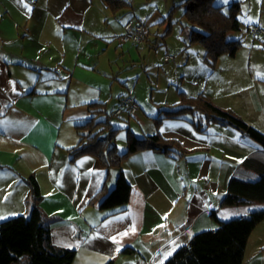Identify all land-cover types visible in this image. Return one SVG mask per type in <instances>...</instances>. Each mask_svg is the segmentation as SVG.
I'll use <instances>...</instances> for the list:
<instances>
[{"label": "crops", "instance_id": "crops-1", "mask_svg": "<svg viewBox=\"0 0 264 264\" xmlns=\"http://www.w3.org/2000/svg\"><path fill=\"white\" fill-rule=\"evenodd\" d=\"M170 1L171 8L182 0ZM250 1L259 4L254 24L264 28V0ZM129 17L143 20L133 7L113 12L105 0H0V221L28 214L26 178L34 174L51 241L75 249L72 264H163L195 233L217 227L212 211L227 220L264 209V202L221 205L232 177H258L245 160L264 163V148L235 127L210 123L199 131L188 119L169 117L157 126L154 118L167 100L148 107L136 100L134 114L119 115L127 118L124 125L111 124L120 98L130 92H116L110 79L122 81V67L163 20L153 12L144 20L145 41L134 44L118 38ZM92 102L102 103L109 125L125 132L124 150L130 130L137 137L159 132L186 151L142 149L108 170L91 154L72 160L75 125L104 118L89 111ZM120 169L131 183L125 208L90 201L105 182L114 187ZM242 264H264V219L248 238Z\"/></svg>", "mask_w": 264, "mask_h": 264}, {"label": "trees", "instance_id": "trees-1", "mask_svg": "<svg viewBox=\"0 0 264 264\" xmlns=\"http://www.w3.org/2000/svg\"><path fill=\"white\" fill-rule=\"evenodd\" d=\"M107 6L117 12L132 9L130 0H105ZM184 6L180 18H185L184 28H189L188 41H199L205 48L203 59L214 64L222 54L234 56L243 45V36L230 37L232 32H245L239 19L240 0H233L225 10L216 0H182L171 6L164 19H171L172 12ZM176 107L161 110L154 118L158 126L164 117L188 119L199 131L208 124L231 125L264 148V133L250 125L230 109L213 103L204 93L188 96L179 92ZM91 112L104 113V118L88 120L75 125L79 135L76 145L69 148L71 159L94 155L101 167H121V162L142 149L177 151L185 148L175 139L164 138L159 132L144 137L135 136L130 130L126 134V148L119 151L116 143L118 129L109 125L110 113L100 102L88 104ZM163 113V114H161ZM106 129V132L103 130ZM253 167L258 177L243 180L232 177L221 205H241L264 202V163L254 159L245 160ZM26 181L30 187V210L28 214L12 216L0 221V264H72L75 249L59 247L51 241L50 225L39 205L41 197L34 174ZM131 191V183L120 169L114 187L108 189L106 182L90 198L103 209L125 208ZM211 216L217 222L215 229L195 233L187 244L181 245L163 264H242L248 238L255 226L264 219V209H257L239 217L219 220L215 211ZM127 249V248H126ZM106 264H111L108 261Z\"/></svg>", "mask_w": 264, "mask_h": 264}, {"label": "rangeland", "instance_id": "rangeland-1", "mask_svg": "<svg viewBox=\"0 0 264 264\" xmlns=\"http://www.w3.org/2000/svg\"><path fill=\"white\" fill-rule=\"evenodd\" d=\"M232 1L216 0V3L224 4L226 10ZM167 2L171 1L135 0L133 3V13L143 20L158 11L163 20L152 25L147 45L133 57L134 61L122 67L119 76L122 81L110 79L116 92H130L147 107L156 100H167V108L178 105L180 91L188 96L204 93L213 103L232 110L264 133V35L253 36L249 30L232 32L230 37L243 36V45L234 56L222 54L210 64L203 59L204 46L199 41H188L189 28L183 27L185 18H180L183 5L172 12L171 19H164L171 5ZM258 16V3L240 0L243 28L254 24ZM165 53L175 55V59L165 62ZM98 119L99 115L95 117ZM110 121L113 126L124 125L127 118L111 116ZM121 136L124 138L125 132L118 130L116 143L124 151Z\"/></svg>", "mask_w": 264, "mask_h": 264}, {"label": "built area", "instance_id": "built-area-1", "mask_svg": "<svg viewBox=\"0 0 264 264\" xmlns=\"http://www.w3.org/2000/svg\"><path fill=\"white\" fill-rule=\"evenodd\" d=\"M122 33L119 35L121 42H132L134 44H142L147 37V24L144 20L137 17H129L122 26ZM249 32L253 36L264 34V28L253 24L248 27ZM164 61H171L175 58L172 54H165ZM139 109V104L131 93L124 94L120 98L118 106L114 109V115H131Z\"/></svg>", "mask_w": 264, "mask_h": 264}, {"label": "snow or ice", "instance_id": "snow-or-ice-1", "mask_svg": "<svg viewBox=\"0 0 264 264\" xmlns=\"http://www.w3.org/2000/svg\"><path fill=\"white\" fill-rule=\"evenodd\" d=\"M29 11H30V9H29ZM113 239H115V238H113Z\"/></svg>", "mask_w": 264, "mask_h": 264}]
</instances>
